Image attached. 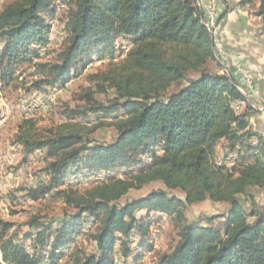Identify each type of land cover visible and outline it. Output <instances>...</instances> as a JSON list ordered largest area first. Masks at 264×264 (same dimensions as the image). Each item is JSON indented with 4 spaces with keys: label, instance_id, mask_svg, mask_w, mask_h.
Here are the masks:
<instances>
[{
    "label": "trees",
    "instance_id": "16d2710c",
    "mask_svg": "<svg viewBox=\"0 0 264 264\" xmlns=\"http://www.w3.org/2000/svg\"><path fill=\"white\" fill-rule=\"evenodd\" d=\"M56 1L14 0L0 11L2 81L13 79L16 66L30 59L35 43L47 41L50 25L43 13ZM63 1L69 5L68 39L56 61L38 65L45 78L37 87L67 82L73 70L79 64L87 65L101 48H112L119 37H130L134 46L125 59L93 75V86L85 88L82 95L90 110L106 115L123 110L126 117L112 123L118 136L109 144L90 138L97 127L85 133L70 122L46 129H40L33 119L20 123L16 141L25 152L45 150L54 158L46 168L51 184L33 189L31 195L45 196L64 182L73 166L84 162L91 170H139L84 193L61 190L63 199L77 213L57 226L33 221L31 226L39 229L34 239L37 248L49 247L51 256L60 258L87 214L100 221L91 236L97 250L83 254L77 249L74 263L114 264L117 243L124 259L133 257L137 247L153 248L150 215L158 212L175 216L180 240L154 264H264V208L258 210L253 201L250 221L239 199L253 195V187L264 188V137L250 126L256 109L239 89L236 76L211 68L212 62L221 69L225 65L199 0ZM239 5L250 6L262 18L264 32V0H241ZM229 10L227 7L220 14L218 23ZM109 89H114L117 97L106 105L95 94ZM240 104L244 105L241 110ZM67 111L71 119L87 113ZM220 141L227 143L228 155L236 159L230 168L228 158L223 163L217 160ZM146 156L151 162H146ZM156 181L167 189L181 190L185 198L158 189L119 204L132 189ZM206 200L231 205L224 222L216 226L220 216H207L184 224L187 206ZM137 210L147 214L137 216ZM11 228L10 222L0 220L2 260L39 264L24 245L8 235Z\"/></svg>",
    "mask_w": 264,
    "mask_h": 264
},
{
    "label": "rangeland",
    "instance_id": "374dc122",
    "mask_svg": "<svg viewBox=\"0 0 264 264\" xmlns=\"http://www.w3.org/2000/svg\"><path fill=\"white\" fill-rule=\"evenodd\" d=\"M13 1L0 0V11ZM68 9V2L57 0L50 11L43 13L47 24L50 25L47 41L33 45L30 59L16 66L12 80L4 82L0 79V220L12 224L8 235L24 245L39 264H75L73 254L77 249L83 254L97 250L91 236L98 231L100 221L87 214L84 216V223L73 235L72 243L61 250L63 255L60 258H53L49 247L37 248L34 239L39 229L31 226L33 221H38L42 226L48 224L57 226L77 213V210L63 199L61 190L72 188L84 193L97 184L114 178H125L139 170L138 167L117 168L112 171L91 170L84 162L73 166L64 182L52 188L45 196L35 198L31 195L33 189L42 190L51 184L52 176L47 173L46 168L54 158L48 157L45 150L25 152L23 146L16 141L20 123L33 119L40 129H46L70 122L81 126L85 133L97 127L90 138L97 143L109 144L118 136V131L112 123L126 117L123 110L111 115L90 110L82 95L85 88L93 86L94 83L90 81L93 75L104 72L110 66L119 64L125 59L128 51L134 46V40L130 37H119L114 47L101 48L87 65L79 64L67 82L56 86L45 84L41 88L37 87V82L45 78L41 75L38 65L56 61L65 48L69 34L66 27ZM211 68L216 71L219 67L212 62ZM184 84L175 85L170 92L178 90ZM95 97L98 101L109 105L117 94L114 89H109L107 93H96ZM68 109L86 110L87 113L71 119ZM226 144L225 141L219 142L217 160L223 163L228 158L226 162L227 167L230 168L236 159L228 155ZM143 158L146 162H151L149 157ZM158 189L185 198L181 190L167 189L162 182L156 181L140 189H132L119 201V204L123 205L133 199L144 197ZM250 193L253 195H241L239 199L246 216L251 221L255 209L253 201L258 210L264 208V188L253 187ZM230 210L231 205L225 202L206 200L189 204L185 210L184 224L202 221L207 216H220L214 223L220 226ZM135 213L140 217L147 214L146 210H137ZM149 226L153 248L149 250L137 247L133 257L124 259L119 250L120 244L117 243L114 264H154L159 255L170 252L178 244L180 228L174 215L153 212L150 215ZM0 261L2 264H8L2 260L1 252Z\"/></svg>",
    "mask_w": 264,
    "mask_h": 264
},
{
    "label": "crops",
    "instance_id": "0c3cea01",
    "mask_svg": "<svg viewBox=\"0 0 264 264\" xmlns=\"http://www.w3.org/2000/svg\"><path fill=\"white\" fill-rule=\"evenodd\" d=\"M221 0L220 14L230 7L226 17L218 24L214 32V42L219 57L226 68L235 76L237 63L241 64L253 76L257 97L251 104L264 103V32L263 20L255 15L250 6H241V0ZM223 73L224 69L218 68ZM244 105L240 104L239 108ZM256 110L250 117L251 128L264 137V112Z\"/></svg>",
    "mask_w": 264,
    "mask_h": 264
},
{
    "label": "built area",
    "instance_id": "2783aa9c",
    "mask_svg": "<svg viewBox=\"0 0 264 264\" xmlns=\"http://www.w3.org/2000/svg\"><path fill=\"white\" fill-rule=\"evenodd\" d=\"M220 3L221 0H199L200 6L205 11V19H209V24L215 32L219 24L218 19L220 16ZM237 69L238 74L236 78L243 87V93L249 96L250 100L256 99L258 94L252 74L239 63H237ZM224 72L231 74L230 70L226 67L224 68ZM253 107L264 112V103H254Z\"/></svg>",
    "mask_w": 264,
    "mask_h": 264
},
{
    "label": "bare ground",
    "instance_id": "6f19581e",
    "mask_svg": "<svg viewBox=\"0 0 264 264\" xmlns=\"http://www.w3.org/2000/svg\"><path fill=\"white\" fill-rule=\"evenodd\" d=\"M206 22H207L208 27L210 28L211 32L214 33L215 31L212 30V28H211V26H210V24H209V19H206ZM239 89L243 92V87H242V86H239ZM247 97L249 98V96H247ZM249 99H250V98H249Z\"/></svg>",
    "mask_w": 264,
    "mask_h": 264
}]
</instances>
